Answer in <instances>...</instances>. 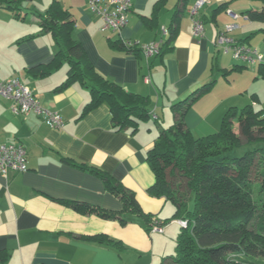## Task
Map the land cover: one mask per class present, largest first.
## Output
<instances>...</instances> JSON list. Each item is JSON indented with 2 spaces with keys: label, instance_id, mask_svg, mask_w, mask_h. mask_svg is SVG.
Instances as JSON below:
<instances>
[{
  "label": "crops",
  "instance_id": "1",
  "mask_svg": "<svg viewBox=\"0 0 264 264\" xmlns=\"http://www.w3.org/2000/svg\"><path fill=\"white\" fill-rule=\"evenodd\" d=\"M52 1L23 0V18L0 8V80L20 77L43 107L59 111L65 120L62 127L52 128L34 112L14 113L13 101L0 96V144H23L28 161L27 171H0V249L10 254L3 264H159L173 253L181 222L174 216L175 204L150 190L156 177L148 150L161 128L174 122V104L209 81H214L211 90L186 112V124L196 137L217 132L231 107L251 104L264 110L261 62L237 60L215 44L218 32L234 23L230 35L256 49L264 62V21L247 12L264 5L258 0H210L200 11L205 31L195 36L190 10L197 0H188L172 43L162 54L148 57L112 42L166 41L169 35L162 29L172 23L179 0H132L129 22L120 31H103V19L89 0H59L71 11L74 36L96 71L128 91L149 96L150 116L133 131L113 126L106 100L85 112L92 93L80 81L58 89L69 64L62 58L55 65L54 37L42 30L38 17ZM221 4L224 8L215 11ZM95 167L134 193L149 222L125 208V201L91 170ZM66 201L89 204L93 210L82 213ZM102 210L125 215L126 221L102 218L97 214ZM156 220L162 231L153 229ZM103 236L121 244L108 245Z\"/></svg>",
  "mask_w": 264,
  "mask_h": 264
},
{
  "label": "trees",
  "instance_id": "2",
  "mask_svg": "<svg viewBox=\"0 0 264 264\" xmlns=\"http://www.w3.org/2000/svg\"><path fill=\"white\" fill-rule=\"evenodd\" d=\"M187 1L179 0L174 19L167 27L169 37L162 42L158 55L177 35L179 16ZM258 1L264 5V0ZM22 3L23 0H0V8L10 9L16 18H23ZM222 8L224 4L215 11ZM247 12L249 18L264 21L263 7ZM38 17L42 30L54 37L55 65L62 58L69 64L67 78L58 89L80 81L92 93L85 112L106 100L113 115V126L136 131L140 121L150 116L149 96L128 91L96 71L82 43L74 36L75 19L71 11L59 0H53ZM112 44L128 51L140 50L120 40ZM259 69L264 76V62L261 61ZM213 83L212 80L202 84L174 104V122L161 128L148 150L147 161L156 177L150 190L165 195L175 204L174 216L181 222L175 252L163 256L159 264H264V110H256L251 104L240 109L231 107L217 132L196 137L186 124V112L199 96L211 90ZM250 143L257 146L237 155L242 145ZM64 160L69 162L65 157ZM91 170L104 178L108 188L125 201L127 210L149 222L130 189L96 167ZM66 203L82 213L93 210L82 202ZM97 214L105 219H119L121 223L126 221L125 215L103 210ZM101 241L108 245L121 244L105 236ZM9 255L0 249V264Z\"/></svg>",
  "mask_w": 264,
  "mask_h": 264
},
{
  "label": "built area",
  "instance_id": "3",
  "mask_svg": "<svg viewBox=\"0 0 264 264\" xmlns=\"http://www.w3.org/2000/svg\"><path fill=\"white\" fill-rule=\"evenodd\" d=\"M210 0H197L191 8L193 18V33L200 36L205 31L204 21L200 15L201 8ZM90 8L103 19V31H120L129 22L132 0H89ZM234 17L238 15L231 13ZM236 24L229 23L220 30L216 37V46L223 52H231L233 57L244 62L255 63L263 60V55L256 49L244 42L232 37L230 32ZM164 34L169 35V29H162ZM164 40H155L151 43L140 41H124L129 47H137L146 56H154L160 52ZM0 96L13 101L12 110L16 114L28 115L31 112L41 116L52 128L62 127L65 123L63 115L59 111L46 109L36 97L34 91L25 85L20 77H11L0 80ZM156 118V116H154ZM28 170L27 149L21 143L0 144V171L7 175L10 171L24 172ZM154 230L162 231L161 224L156 220Z\"/></svg>",
  "mask_w": 264,
  "mask_h": 264
},
{
  "label": "rangeland",
  "instance_id": "4",
  "mask_svg": "<svg viewBox=\"0 0 264 264\" xmlns=\"http://www.w3.org/2000/svg\"><path fill=\"white\" fill-rule=\"evenodd\" d=\"M255 146H257L255 143L244 144V145L241 146L240 149H238V150L236 151V153H237V155L242 154V153H244L245 151L254 148ZM234 154H235V153H234ZM191 206H192V205H191ZM175 238H176V236H175ZM175 238H174V240H175ZM172 246H173V245H172ZM175 246H176V241H174V249H172V252H175ZM133 264H137V262H134Z\"/></svg>",
  "mask_w": 264,
  "mask_h": 264
}]
</instances>
